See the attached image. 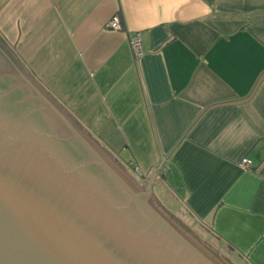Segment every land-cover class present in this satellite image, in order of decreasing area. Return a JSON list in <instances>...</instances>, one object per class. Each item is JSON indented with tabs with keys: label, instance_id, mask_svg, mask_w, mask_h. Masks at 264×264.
Segmentation results:
<instances>
[{
	"label": "crops",
	"instance_id": "1",
	"mask_svg": "<svg viewBox=\"0 0 264 264\" xmlns=\"http://www.w3.org/2000/svg\"><path fill=\"white\" fill-rule=\"evenodd\" d=\"M0 37L100 148L264 264V0H0Z\"/></svg>",
	"mask_w": 264,
	"mask_h": 264
},
{
	"label": "water",
	"instance_id": "2",
	"mask_svg": "<svg viewBox=\"0 0 264 264\" xmlns=\"http://www.w3.org/2000/svg\"><path fill=\"white\" fill-rule=\"evenodd\" d=\"M16 59L0 37V264H229Z\"/></svg>",
	"mask_w": 264,
	"mask_h": 264
},
{
	"label": "rangeland",
	"instance_id": "3",
	"mask_svg": "<svg viewBox=\"0 0 264 264\" xmlns=\"http://www.w3.org/2000/svg\"><path fill=\"white\" fill-rule=\"evenodd\" d=\"M17 60L18 59H16V61ZM45 94L47 93L45 92ZM98 149L100 150L101 148L99 147ZM116 163L118 162L116 161ZM119 167H121L125 174H127L133 181L136 182V185L140 188V191L145 185H147V182H143L141 179H139V177H135L136 175L133 176L134 173H136L135 171L130 169L129 172L125 169V167L121 166L120 164ZM154 186L152 185V189L150 190V192L157 201V203L172 217H174L179 223H181L190 232H192L199 239V242L202 241L207 247H209L212 251L218 254L229 264H246L245 261L240 256H238L237 253L233 252L219 239L212 236L202 224L197 222L194 218L190 217L187 212L185 213L177 209V206H174L171 203L172 201L169 196H167V194L164 193L160 188L153 189Z\"/></svg>",
	"mask_w": 264,
	"mask_h": 264
},
{
	"label": "built area",
	"instance_id": "4",
	"mask_svg": "<svg viewBox=\"0 0 264 264\" xmlns=\"http://www.w3.org/2000/svg\"><path fill=\"white\" fill-rule=\"evenodd\" d=\"M107 29L118 31L121 30L120 19L118 15L113 16L106 25ZM130 48L135 60L139 59L143 55L142 42L139 33H133L130 37ZM252 164L249 159H243L240 162V167L245 170H249ZM138 168L135 167L133 171L138 172Z\"/></svg>",
	"mask_w": 264,
	"mask_h": 264
}]
</instances>
